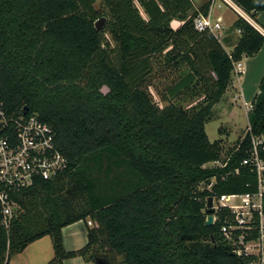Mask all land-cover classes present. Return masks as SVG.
I'll use <instances>...</instances> for the list:
<instances>
[{
  "label": "trees",
  "instance_id": "trees-1",
  "mask_svg": "<svg viewBox=\"0 0 264 264\" xmlns=\"http://www.w3.org/2000/svg\"><path fill=\"white\" fill-rule=\"evenodd\" d=\"M234 1L251 19L264 11V0ZM100 2L114 51L95 28L104 17L95 0H0V100L8 110L38 114L66 159L54 178L11 194L19 209L8 228L0 207V264L45 235L54 249L49 264L75 256L93 264H246L251 258L236 255L221 235L225 210L205 225L206 203L257 190L241 162L251 136L264 133V72L250 129L223 167H203L221 152L205 125L235 64L259 52L263 34L238 16L228 34L239 35L227 52L226 37L194 28L211 0L192 14L193 0ZM159 61L174 70L184 65L157 92L170 101L165 106L149 90ZM189 97L196 100L186 104ZM85 219L93 225L87 244L65 250L61 229Z\"/></svg>",
  "mask_w": 264,
  "mask_h": 264
},
{
  "label": "built area",
  "instance_id": "built-area-1",
  "mask_svg": "<svg viewBox=\"0 0 264 264\" xmlns=\"http://www.w3.org/2000/svg\"><path fill=\"white\" fill-rule=\"evenodd\" d=\"M221 1L264 36V30L234 0ZM194 28L222 39L221 18L214 20L210 14L197 16ZM251 109V103L246 105V113ZM249 129L248 126L246 130ZM260 150H264V133L251 136L249 156L241 162L254 173L257 190L217 195L213 197L212 205L213 223L217 212H227L225 224L220 227L221 235L236 255L251 258L246 264H264V159L260 157ZM214 165L223 167L225 161L220 164L219 160H214ZM65 167L66 159L56 146L52 127L36 113L24 109L8 110L0 100V207L3 226L8 228L14 216L13 207L17 204L12 200L13 192L32 186L37 179H52ZM238 172L239 168L234 169L235 174ZM212 183L214 179L208 189ZM88 224L92 222L88 220ZM253 232H256L254 236Z\"/></svg>",
  "mask_w": 264,
  "mask_h": 264
},
{
  "label": "rangeland",
  "instance_id": "rangeland-1",
  "mask_svg": "<svg viewBox=\"0 0 264 264\" xmlns=\"http://www.w3.org/2000/svg\"><path fill=\"white\" fill-rule=\"evenodd\" d=\"M193 1L199 2L200 0ZM218 4L221 5V9L217 8ZM94 8L102 14L101 16H104L107 20H110V16L107 15V11L103 7L100 0H95ZM225 8L231 10L221 0H216L215 7L213 9L214 11L212 12L211 16L212 19H223L222 14L224 13ZM235 13H232L234 17L237 14ZM263 14L264 11L262 12V15L256 14V17L254 18L259 25H262L264 23ZM105 23L106 20L102 24L100 29H103V38L110 44V48L114 51L115 42L110 31L112 26L110 23L107 25H105ZM113 54H115V52ZM257 54L249 57L254 59H251L252 61H250L249 63L247 72L244 70L245 61H242L243 63H236L234 71L232 73V83L234 84L236 89L232 87L233 84L231 83L220 101L213 106V116L211 120L205 125V131L210 142H220L221 152L220 158L218 159L220 164L224 163V161L227 160L229 151L236 145L239 140L244 137L245 133L247 132L246 129L248 128V113H246V105H249L252 102L254 96L258 92V83L260 81V77L264 72V52H262L260 55ZM249 58H246V62L247 60H249ZM256 58L258 59L257 61ZM161 59L163 60V58ZM163 61H159L157 62V65H153L155 66L154 69L156 72V77L151 81L153 85L149 88V90L153 94L155 101L159 102L161 106L167 105L170 101H163L161 98L159 99L157 92H160L165 86L171 85L173 78H175L179 74V70L184 66L182 64V66L180 65L177 67L178 70H174L170 67H165L166 65H164ZM250 64H252L251 67ZM186 100L187 101L185 102L186 104H188L196 99H194V97H189L186 98ZM171 101L175 102L174 99H172ZM206 166L211 168L218 167L220 165L215 166L214 161H211ZM18 209L19 207L17 205L13 207V213L15 214Z\"/></svg>",
  "mask_w": 264,
  "mask_h": 264
},
{
  "label": "crops",
  "instance_id": "crops-1",
  "mask_svg": "<svg viewBox=\"0 0 264 264\" xmlns=\"http://www.w3.org/2000/svg\"><path fill=\"white\" fill-rule=\"evenodd\" d=\"M203 2H205V0H200L199 2L193 1V9L189 11V14H192L194 10H197L202 5ZM215 4H216V0H211V5H210V8L207 14H210L212 16V12L214 11L213 9L215 7ZM217 8L221 9L222 7L221 5L218 4ZM231 10H228L227 8H225L224 13L222 14L223 19H221V23L223 21L222 31H221L222 33L221 40L223 41L224 38L226 37V40L223 41V44L227 51H230L232 49L231 44L235 42L236 38L239 35L238 31L235 32V35L233 34L230 35V36H233L232 38H230L228 34L229 29L231 28V26L233 25V23L238 17V15L233 10L232 11ZM233 12L236 14L235 17L232 14ZM262 12L263 11L254 12V18L256 17V14L262 15ZM199 16H204V15H199ZM253 20L254 22L257 23L255 19ZM179 24L180 22L176 19H174L171 22V26L173 28H176L177 26H179ZM259 26L262 28V26H264V23ZM262 52H264V45L259 50V53L257 55H260ZM246 58H249V57H243V59L239 63H243L242 61H245L244 70L247 72L249 63L250 61H252L251 59H254V58H249L247 62H246ZM257 58H256V61L258 60ZM251 65L252 64H250V67ZM232 87L236 89L234 84ZM248 126H249V123H248ZM88 220L90 219L78 220L69 225L64 226L61 229L63 246L65 250L76 251V250L83 248L87 244L88 231L93 226L92 224L91 225L88 224ZM53 257H54V249H53L51 237L49 235H45L31 242L30 244H28L24 248L23 251L13 255L8 260L7 264H49L51 260L53 259ZM63 264H93V263L85 261L81 256H75V257H70V258L65 259L63 261Z\"/></svg>",
  "mask_w": 264,
  "mask_h": 264
},
{
  "label": "water",
  "instance_id": "water-1",
  "mask_svg": "<svg viewBox=\"0 0 264 264\" xmlns=\"http://www.w3.org/2000/svg\"><path fill=\"white\" fill-rule=\"evenodd\" d=\"M106 18L102 17L101 19L97 20L95 22V28L97 30H99L102 26V24L105 22ZM24 110L27 111L28 107H24ZM213 205V198L212 197H208L207 198V203H206V213H207V218L205 221V225L206 226H211L213 224V213H214V209L212 207Z\"/></svg>",
  "mask_w": 264,
  "mask_h": 264
}]
</instances>
